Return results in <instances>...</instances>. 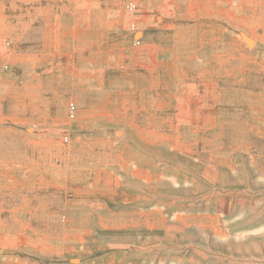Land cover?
Listing matches in <instances>:
<instances>
[{"label":"rangeland","instance_id":"374dc122","mask_svg":"<svg viewBox=\"0 0 264 264\" xmlns=\"http://www.w3.org/2000/svg\"><path fill=\"white\" fill-rule=\"evenodd\" d=\"M42 1L0 26V264H264V0Z\"/></svg>","mask_w":264,"mask_h":264},{"label":"crops","instance_id":"0c3cea01","mask_svg":"<svg viewBox=\"0 0 264 264\" xmlns=\"http://www.w3.org/2000/svg\"><path fill=\"white\" fill-rule=\"evenodd\" d=\"M9 11H0V26L6 21V25L13 24L16 25V29L20 30V25H23V21L26 23H33L36 17L40 14V10L44 9V3L42 0H10L8 2ZM2 73L0 71V81L2 80ZM2 88L0 87V94ZM16 124V126L14 125ZM18 124L14 123L12 120L0 119V161L1 160H17L20 158L19 154V139H18ZM28 145H33L35 142H30ZM23 149V147L21 148ZM2 192V191H1ZM7 196H0V202L3 204L0 206H9L6 200ZM17 199V195L15 196ZM10 200L12 197L10 196Z\"/></svg>","mask_w":264,"mask_h":264},{"label":"built area","instance_id":"2783aa9c","mask_svg":"<svg viewBox=\"0 0 264 264\" xmlns=\"http://www.w3.org/2000/svg\"><path fill=\"white\" fill-rule=\"evenodd\" d=\"M136 8V4L135 3H130L128 6H127V9L128 10H134ZM139 44V43H138ZM74 110V108H73ZM66 141H68V138H66Z\"/></svg>","mask_w":264,"mask_h":264}]
</instances>
